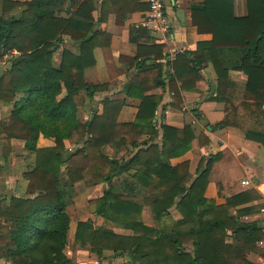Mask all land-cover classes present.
<instances>
[{"label": "trees", "instance_id": "obj_1", "mask_svg": "<svg viewBox=\"0 0 264 264\" xmlns=\"http://www.w3.org/2000/svg\"><path fill=\"white\" fill-rule=\"evenodd\" d=\"M66 1L33 0L24 4L20 17L0 16V60L11 58L0 72V103L12 105L10 116L0 121V137L6 136L3 159L11 154L12 140L25 142L34 159L23 173L26 193L0 200V259L7 264H74L67 256L68 210L76 206V185L85 182L102 186L95 215L130 235L90 220L79 222L74 244L79 250L99 258L112 252L126 257L127 264H254L249 255L259 252L264 229L242 221L261 209L262 197L255 190L225 197L218 185L224 203L207 198L222 152L202 157L193 175V142L205 147L212 140L198 136L191 124L182 129L166 125L165 115L170 107L181 111L182 93L196 92L203 71L212 66L216 87L206 102L225 104L226 118L207 127L211 133L242 128L247 140L264 148V0H244V16L236 14L239 0L194 5L193 26L212 39L173 62L166 46L138 43L135 57H120L136 71L120 99L110 96L109 83L86 82L87 70L96 65L95 50L111 44L93 17L92 0L81 2L68 19L61 17ZM65 37L78 45V52L64 50L57 67L54 56ZM233 72L247 77L239 106ZM158 89L162 94L153 93ZM165 92L173 96L170 104H163ZM132 102L138 103L135 120L120 123L121 112ZM201 105L193 107V115L203 121ZM81 108L90 114L85 122L79 118ZM239 109L252 122L249 128L243 127ZM72 140L77 148L67 149ZM124 151L126 156L118 157ZM145 208L158 223L172 210L181 219L149 227L143 221Z\"/></svg>", "mask_w": 264, "mask_h": 264}, {"label": "crops", "instance_id": "obj_2", "mask_svg": "<svg viewBox=\"0 0 264 264\" xmlns=\"http://www.w3.org/2000/svg\"><path fill=\"white\" fill-rule=\"evenodd\" d=\"M5 1L8 3L6 13H4ZM31 1L33 0H0V16L6 19L20 17L25 9L24 4ZM75 1L76 4L74 5L71 4V0L66 1L65 5L62 7L63 10L65 9V11L61 13L62 18L68 19L72 17L77 11L80 3L84 0ZM92 2L96 8L93 17L96 21L101 22V24L98 23L100 30L111 36V44L109 48H97L95 50L96 65L87 70L86 82L95 85L109 83L112 87L110 96L115 99L124 98L122 94L124 86L136 75L134 69L130 70L128 66L120 62V57H135L138 43L164 45L167 47L168 57H170L172 54L178 56L184 52H193L196 50L199 43L207 42L212 39L211 35L199 34L196 27L192 24L191 8L201 3L202 0H165L166 15L169 22V30L167 33L157 30L154 27L149 30L136 29V25L141 23L149 12V8L148 10H144L147 9L146 7L144 8V5H148L147 0H120L118 2H115V0H92ZM68 9L69 11H67ZM236 14L238 16H244L246 14L244 0L237 1ZM77 47L78 45L73 43L69 37H65L63 44L58 45V51L55 53V65L57 67L60 65L64 50L76 54L78 52ZM10 59V57H6L0 60V72L8 68ZM231 77L237 84L234 103L236 106H239L243 98L247 77L238 72L231 73ZM215 81V72L212 66H209L203 71V77L197 83V91L194 93H182L184 104L181 111L171 107L169 108L165 115V124L178 129H182L186 125L191 124L198 129L196 130L198 136L206 134L212 140L211 144L215 145L217 140L223 144V146L221 144V148H219L223 154V159L214 165L209 186L206 191V194H208L206 195L207 198L218 200L217 183L222 184V194L225 197L234 196L248 190H255L258 192L255 188L243 187L242 182L250 180L254 185H261L264 183V157L261 155L264 148L259 143L247 140L246 131L242 128L227 127L216 133H211V128H208L207 124L213 125L226 118L225 104L216 105L206 102L214 92L216 87ZM153 93L162 94V91L158 89ZM101 97V95H98L96 100H100ZM172 98L173 96L170 95L169 92H165L163 104H170L173 101ZM199 104H202L200 109L203 121L195 118L192 113L184 112L183 110L186 106L197 107ZM137 107V102H132L131 106L125 107L120 114L119 122H133L138 113ZM11 111L12 105L0 103V121L6 120L10 116ZM239 115L243 127H246V125L248 126V124L252 125L250 119L244 117L242 109H239ZM245 121L247 123H244ZM5 137V135L0 137V200L2 198L23 196L26 193L28 184L23 179V173L34 165L33 156L25 150V142L19 140H12V154L7 161H5L3 159ZM105 150L110 157L115 156V152L110 147H106ZM193 151V156L196 154L205 156L209 151V147H201L199 141L196 140L193 142ZM15 152H18L17 155L20 156H15ZM125 153L126 151L119 153L118 157L123 156ZM14 157L17 158L13 159ZM194 162L193 160L191 161V172L194 168ZM263 203L264 200L262 199V205ZM76 211L77 219L71 216V230L69 233V241L70 236L73 237L74 244L78 223L88 221L89 218H92V215H90L88 220L84 219L82 217L83 214H80L78 209H75V212ZM147 214L150 215V209L145 208L143 211V221L149 227L158 228L167 224L166 219L172 216V214H176L174 217L175 221L181 219L179 212L172 210L170 216L165 218L162 223L156 222L153 224V222L150 223L147 221ZM97 221H102L104 225L112 228L118 234L130 235L129 232L120 227L107 225L100 217H98ZM243 221L246 223L256 222L264 229V214H262L261 211L246 216L243 218ZM103 224L100 222L101 226ZM72 249V247H68L67 256L74 264L120 263L112 252H104V258H99L89 251ZM258 249V253L249 255V260L254 264H264V246L258 245Z\"/></svg>", "mask_w": 264, "mask_h": 264}, {"label": "rangeland", "instance_id": "obj_3", "mask_svg": "<svg viewBox=\"0 0 264 264\" xmlns=\"http://www.w3.org/2000/svg\"><path fill=\"white\" fill-rule=\"evenodd\" d=\"M115 94H117V93H115ZM89 117H90L89 112H87V110L85 111V110H83V108H81V111H80V114H79L80 120L83 121V122H85V121H87L89 119ZM250 126H251L250 124H248V126L246 125V127H250ZM221 144L222 143H220L217 140V142L215 143V145L211 144L210 146H208L209 147V151L207 152V154L205 155V157H207V156H209L211 154L216 153V151H220L219 148H221ZM222 146H223V144H222ZM66 147H67V149H72V150L73 149H76L77 148L76 140H72V141L67 142ZM194 151H193V153H194ZM18 152H20V151H18ZM18 152H15L16 153L15 156H20V155H17ZM106 153H108V152H106ZM11 154H12V152H11ZM11 154H10V156H11ZM198 155L196 154V155L192 156V160L195 161L194 162V168L192 170L193 175L195 174V170H196V168H197V166H198L201 158L204 157V156H201L200 154H198ZM261 155L264 157V151H262ZM124 156H126V154H124ZM119 157L122 158V156H119ZM15 158H17V157H14L13 159H15ZM64 170H65V167L62 169V171H64ZM63 179H65L64 176H63ZM218 185H222V184L217 183V185H216L217 191L219 189V186ZM100 194H102V186H100V185H98V186H91V185H88L85 182H82V183L77 184L76 185V188H75V202H76V206L69 208L68 211L70 213V216H72L74 219H77L76 218L77 211L75 212V209H78V212H80V214H83V216L82 215L81 216L84 219H87L88 220V218L90 217V215H92V218L91 219L89 218V220L92 221L95 226L100 227L101 226L100 225V222H101V224H103V222L102 221L98 222L97 221L98 220V217L94 213L95 207H96L95 206V201L97 200L98 197H100ZM206 195H208V194H206ZM214 200H216V199H214ZM216 201H217L218 204H223L224 199L223 198H219ZM263 206H264V203H263L262 207ZM175 216H176V214H172V216H170L168 219H166L167 225H172L175 222V219H174ZM146 219L150 223L151 222H153V224L156 223V221L154 220L153 215L151 214V212H150V215L147 214ZM242 222H244V221H242ZM102 226H106V225L103 224ZM68 247H72L74 250H77V248L74 246V243H73V237H71V236H70V241H69ZM102 258H104V257L102 256ZM117 259H118L117 261L120 262V263H117V264H127L126 263V261H127V258L126 257H117Z\"/></svg>", "mask_w": 264, "mask_h": 264}, {"label": "built area", "instance_id": "obj_4", "mask_svg": "<svg viewBox=\"0 0 264 264\" xmlns=\"http://www.w3.org/2000/svg\"><path fill=\"white\" fill-rule=\"evenodd\" d=\"M149 5V12L147 16L142 20L141 23L136 25V29H146L149 30L152 27L160 30L164 33H167L169 30V22L166 15L165 0H147ZM18 55L17 52L13 53ZM176 55L172 54L169 57V61L173 62L176 59ZM184 112L192 113L194 111L193 107H184ZM243 187L246 188H255L259 193L262 199L264 200V183L261 185H254L250 180H245L242 182ZM261 213L264 214V207L261 208ZM260 246H264V242H259ZM0 264H7L4 260H0Z\"/></svg>", "mask_w": 264, "mask_h": 264}]
</instances>
